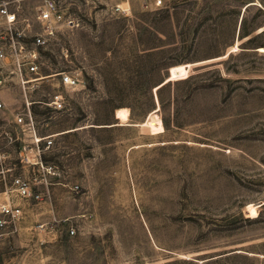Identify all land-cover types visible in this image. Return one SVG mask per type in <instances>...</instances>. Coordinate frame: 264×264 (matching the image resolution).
<instances>
[{
    "label": "rangeland",
    "instance_id": "1",
    "mask_svg": "<svg viewBox=\"0 0 264 264\" xmlns=\"http://www.w3.org/2000/svg\"><path fill=\"white\" fill-rule=\"evenodd\" d=\"M10 1L29 19L43 3ZM55 1L73 23L39 75L79 83L28 92L55 173L0 227V264H264V0Z\"/></svg>",
    "mask_w": 264,
    "mask_h": 264
},
{
    "label": "built area",
    "instance_id": "2",
    "mask_svg": "<svg viewBox=\"0 0 264 264\" xmlns=\"http://www.w3.org/2000/svg\"><path fill=\"white\" fill-rule=\"evenodd\" d=\"M145 5L148 7L149 4ZM152 5L160 8L166 4L164 0H152ZM33 23L39 25L40 32L30 35ZM59 23L71 24L73 21L66 17L55 0H43L33 19L20 16L18 9L11 7L10 0H0V114L8 110L5 104L7 91L18 88L21 95L20 106L14 112L13 122L16 128L9 130L0 126V177L4 180L6 173L10 171L6 168L9 156L4 146L7 145H15L17 161L21 167L28 168L34 175L32 178L22 174L11 175L9 191L18 199H39L40 195L33 192L32 185L44 182L47 174L55 173L54 167L44 165L42 160V154L51 147L53 137L38 135L35 115L30 106L39 101L29 99L28 92L38 87L41 79L50 78L49 75H39L38 47L44 45L46 40L54 35L56 25ZM55 75L58 76V84L63 87L73 88L79 83V78L69 72L62 71L52 77ZM43 104L51 110H60L64 104L61 92L53 91ZM18 131L22 135L28 133L29 136L27 138L20 136ZM39 168L44 173L40 179L34 174ZM19 214L18 205L1 204L0 227L16 219Z\"/></svg>",
    "mask_w": 264,
    "mask_h": 264
},
{
    "label": "crops",
    "instance_id": "3",
    "mask_svg": "<svg viewBox=\"0 0 264 264\" xmlns=\"http://www.w3.org/2000/svg\"><path fill=\"white\" fill-rule=\"evenodd\" d=\"M15 90H16L15 88H12L11 90L7 91L5 104H6V107H8V110L0 114V126L2 128L9 129V130H13L14 128H16L13 122L14 112L20 106L19 99L14 95ZM18 134L25 138L29 136L28 133H25L22 135V133H20L19 131H18ZM38 135L39 136L51 135L52 137L55 136L54 133H48L44 135L38 133ZM1 144L4 145L3 141H1ZM15 148H16L15 145L4 146V150L7 151L8 156H9L6 162V168L10 169V171L6 173V177L4 180H2L0 177V205L5 204V203H10L11 205H17V202L20 199L16 198L14 196V193L9 191V181H10L11 175H15V174L26 175L24 173L25 169L29 170L28 168L21 167L22 165L17 161V155H16Z\"/></svg>",
    "mask_w": 264,
    "mask_h": 264
},
{
    "label": "trees",
    "instance_id": "4",
    "mask_svg": "<svg viewBox=\"0 0 264 264\" xmlns=\"http://www.w3.org/2000/svg\"><path fill=\"white\" fill-rule=\"evenodd\" d=\"M247 34H248V33H244V35H247ZM189 78H190V77H186V78H184V79H178V80H175V81L182 80L183 82H185V81H188ZM166 85H170V82L168 81L167 84H164V85L160 86L159 88H157L159 104H162V103H163V99H162L160 93H161L162 89H163ZM130 115H131V118H132L133 120H136V119H143L144 116H145V114H136V113H134V112L132 111V109H131V114H130ZM136 116H137V117H136ZM161 120H162V124H163V127H164V131L168 130V129H169V126L167 125L166 121H165L163 118H161ZM134 123H137V122H134ZM261 206H262V205H261ZM258 217H259V213H258L254 218H251V219H249V218H244V219L250 221V220H255V219H257ZM241 218H242V215H241Z\"/></svg>",
    "mask_w": 264,
    "mask_h": 264
},
{
    "label": "water",
    "instance_id": "5",
    "mask_svg": "<svg viewBox=\"0 0 264 264\" xmlns=\"http://www.w3.org/2000/svg\"><path fill=\"white\" fill-rule=\"evenodd\" d=\"M168 77H170V68L168 69V75L166 76V78H168ZM166 78H165V79H166ZM165 79H164L162 82L159 83L160 85L158 84L159 86H158L157 88H159L160 86L164 85L165 83H167V82L169 81V80H168V81H165ZM258 204H259V206H260V205H262L263 203H262V202H259Z\"/></svg>",
    "mask_w": 264,
    "mask_h": 264
},
{
    "label": "bare ground",
    "instance_id": "6",
    "mask_svg": "<svg viewBox=\"0 0 264 264\" xmlns=\"http://www.w3.org/2000/svg\"><path fill=\"white\" fill-rule=\"evenodd\" d=\"M259 50H260V51L264 50V47H262V46L259 47ZM52 75H54V74H51V75H49V76H52Z\"/></svg>",
    "mask_w": 264,
    "mask_h": 264
}]
</instances>
